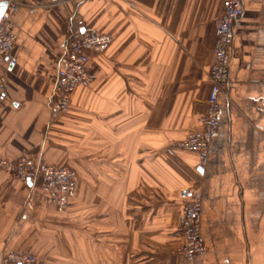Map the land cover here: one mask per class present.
I'll return each instance as SVG.
<instances>
[{
	"label": "crops",
	"instance_id": "0c3cea01",
	"mask_svg": "<svg viewBox=\"0 0 264 264\" xmlns=\"http://www.w3.org/2000/svg\"><path fill=\"white\" fill-rule=\"evenodd\" d=\"M243 8L205 168L179 142L208 109L223 0H24L11 12L0 159L66 166L79 181L62 215L38 181L0 167V253L45 264H264V0ZM77 24L113 41L91 53L95 79L64 114L51 101ZM195 199L207 249L188 260L179 218Z\"/></svg>",
	"mask_w": 264,
	"mask_h": 264
},
{
	"label": "built area",
	"instance_id": "2783aa9c",
	"mask_svg": "<svg viewBox=\"0 0 264 264\" xmlns=\"http://www.w3.org/2000/svg\"><path fill=\"white\" fill-rule=\"evenodd\" d=\"M5 1L7 7L0 17V56H5L12 65L15 63L12 51L16 38L12 30L11 12L24 0ZM67 1L50 0V3L61 4ZM223 2V12L215 21L217 40L214 47V62L209 70L211 89L208 109L199 118L202 128L191 132L179 142L181 148L195 152L199 156L201 168H205L208 164L212 137L220 125V97L227 94V87L230 84L229 60L235 26L244 13L243 0H223ZM112 41L113 36L110 33L94 27L77 24L73 28L66 50V64L58 71L55 93L51 101V107L55 112L67 113L71 107L74 91L94 81L95 76L89 68L90 55L106 51ZM5 82V77H0V104ZM0 167L13 172V176L20 181H38L41 190L59 213H66L76 196L78 174L69 167L37 162L26 155L14 161L0 159ZM201 219L202 205L199 199L184 203L179 218L184 241L179 251L188 260L194 259L207 249L201 233ZM0 264L44 263L33 253L8 250L0 253Z\"/></svg>",
	"mask_w": 264,
	"mask_h": 264
},
{
	"label": "water",
	"instance_id": "95a60500",
	"mask_svg": "<svg viewBox=\"0 0 264 264\" xmlns=\"http://www.w3.org/2000/svg\"><path fill=\"white\" fill-rule=\"evenodd\" d=\"M7 7V1H0V17L2 15V13L4 12V10L6 9Z\"/></svg>",
	"mask_w": 264,
	"mask_h": 264
},
{
	"label": "rangeland",
	"instance_id": "374dc122",
	"mask_svg": "<svg viewBox=\"0 0 264 264\" xmlns=\"http://www.w3.org/2000/svg\"><path fill=\"white\" fill-rule=\"evenodd\" d=\"M78 174V173H77ZM78 181H79V177H78ZM77 191H78V187H77ZM76 194H77V192H76ZM71 207V206H70ZM69 211H70V208H69V210L66 212V213H60V214H62V215H65V214H67V213H69ZM37 256V255H36ZM38 257V256H37ZM39 258V257H38ZM40 259V258H39ZM41 261H42V259H40ZM43 263H44V261H42ZM45 264V263H44Z\"/></svg>",
	"mask_w": 264,
	"mask_h": 264
},
{
	"label": "trees",
	"instance_id": "16d2710c",
	"mask_svg": "<svg viewBox=\"0 0 264 264\" xmlns=\"http://www.w3.org/2000/svg\"><path fill=\"white\" fill-rule=\"evenodd\" d=\"M75 198V197H74Z\"/></svg>",
	"mask_w": 264,
	"mask_h": 264
}]
</instances>
